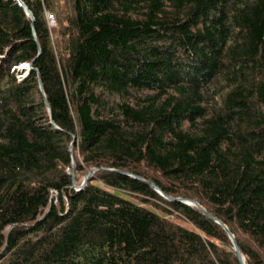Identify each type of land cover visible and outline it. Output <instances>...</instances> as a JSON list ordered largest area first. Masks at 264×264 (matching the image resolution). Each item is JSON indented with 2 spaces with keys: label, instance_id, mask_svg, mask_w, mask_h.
<instances>
[{
  "label": "trees",
  "instance_id": "trees-1",
  "mask_svg": "<svg viewBox=\"0 0 264 264\" xmlns=\"http://www.w3.org/2000/svg\"><path fill=\"white\" fill-rule=\"evenodd\" d=\"M231 234L264 264V0H0V264H241Z\"/></svg>",
  "mask_w": 264,
  "mask_h": 264
},
{
  "label": "water",
  "instance_id": "water-1",
  "mask_svg": "<svg viewBox=\"0 0 264 264\" xmlns=\"http://www.w3.org/2000/svg\"><path fill=\"white\" fill-rule=\"evenodd\" d=\"M24 5V7H25V9H26V11L28 12V13H30V11H29V9H28V7L25 5V4H23ZM26 68H30V64H27V66H26ZM90 176H91V174H89L86 178H85V180H84V184L87 182V180L90 178ZM150 184L160 193V194H162V195H164L165 196V194H164V192L161 190V189H159L154 183H152V182H150ZM166 198H168V199H172L171 197H169V196H166ZM182 201H184V202H186V203H188V204H191V205H198L199 207H201L198 203H196L195 201H193V200H184V199H181ZM202 208V207H201ZM203 209V208H202ZM204 211H205V213L206 214H208V215H210L212 218H214L215 220H217L214 216H212L210 213H208L205 209H203ZM218 221V220H217ZM227 229V228H226ZM228 230V229H227ZM231 238H232V240H233V242H234V244H235V248H236V253H237V255H238V257H239V259H240V261H241V264H246L245 263V257L243 256V254L241 253V250H240V248H239V246H238V244H237V242H236V240H235V238H234V236L231 234Z\"/></svg>",
  "mask_w": 264,
  "mask_h": 264
},
{
  "label": "built area",
  "instance_id": "built-area-1",
  "mask_svg": "<svg viewBox=\"0 0 264 264\" xmlns=\"http://www.w3.org/2000/svg\"><path fill=\"white\" fill-rule=\"evenodd\" d=\"M49 20H50V22H51V21L54 22L53 16H52L51 14H49Z\"/></svg>",
  "mask_w": 264,
  "mask_h": 264
},
{
  "label": "rangeland",
  "instance_id": "rangeland-1",
  "mask_svg": "<svg viewBox=\"0 0 264 264\" xmlns=\"http://www.w3.org/2000/svg\"><path fill=\"white\" fill-rule=\"evenodd\" d=\"M50 25H55V22L51 21ZM27 65H24L23 67H26Z\"/></svg>",
  "mask_w": 264,
  "mask_h": 264
},
{
  "label": "bare ground",
  "instance_id": "bare-ground-1",
  "mask_svg": "<svg viewBox=\"0 0 264 264\" xmlns=\"http://www.w3.org/2000/svg\"><path fill=\"white\" fill-rule=\"evenodd\" d=\"M27 65V64H26Z\"/></svg>",
  "mask_w": 264,
  "mask_h": 264
}]
</instances>
